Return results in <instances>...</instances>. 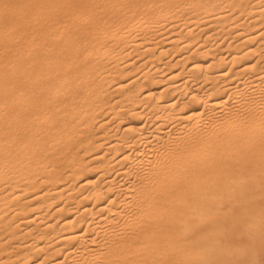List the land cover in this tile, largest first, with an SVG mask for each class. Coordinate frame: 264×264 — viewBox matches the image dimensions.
Wrapping results in <instances>:
<instances>
[{"label":"bare ground","instance_id":"obj_1","mask_svg":"<svg viewBox=\"0 0 264 264\" xmlns=\"http://www.w3.org/2000/svg\"><path fill=\"white\" fill-rule=\"evenodd\" d=\"M261 170L264 0H0V264H243Z\"/></svg>","mask_w":264,"mask_h":264},{"label":"rangeland","instance_id":"obj_2","mask_svg":"<svg viewBox=\"0 0 264 264\" xmlns=\"http://www.w3.org/2000/svg\"><path fill=\"white\" fill-rule=\"evenodd\" d=\"M243 172V174H245L243 176L249 177V181L247 178H243V187L245 186L243 191V209L254 208L251 215L243 216V264H264V171L263 173L258 171L262 177L257 171H254L252 175H249L246 171ZM252 176L254 179L251 178ZM257 177H261L258 185H256ZM250 181L254 183L251 184ZM251 186H253L254 189ZM248 187L250 190L252 188L253 191H246ZM246 195L248 196L247 198ZM254 195L257 197H254ZM246 199L251 201H245Z\"/></svg>","mask_w":264,"mask_h":264}]
</instances>
